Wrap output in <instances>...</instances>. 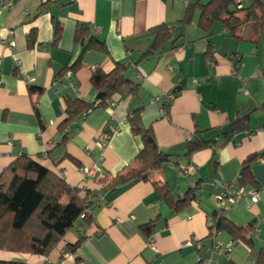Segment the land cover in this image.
<instances>
[{
    "label": "crops",
    "instance_id": "0c3cea01",
    "mask_svg": "<svg viewBox=\"0 0 264 264\" xmlns=\"http://www.w3.org/2000/svg\"><path fill=\"white\" fill-rule=\"evenodd\" d=\"M52 1L14 0L0 12V172L20 155L41 154L39 161L65 178L70 194L75 189L94 200L93 222L78 219L48 256L0 250V259L32 264H257L255 255L264 248V162L258 159L264 155V28L257 40L250 30L246 32L252 39H238L215 21L204 38L195 6L177 47L168 43L140 58L153 39L149 28L175 24L195 0ZM80 26L87 28L83 41L75 39ZM32 29L36 36L29 46ZM91 34L102 46L84 47ZM208 40L214 52L209 56ZM230 53L238 56L235 68ZM117 62L127 64L126 76L139 84L136 95L116 91L105 104L59 131L66 98L94 101V74L99 83ZM64 67L70 68L69 77L67 71L59 74ZM165 101L170 105L167 114ZM140 107L141 128L152 130L174 163L153 169L148 180L111 189L118 171L136 166L133 158L142 140L131 132L128 117ZM243 115L248 128L225 142L219 129ZM197 130L210 144L185 156L183 145ZM251 154H258L250 165L254 183L243 186L242 201L223 217L238 226H254L258 214L261 231L247 234L251 244L238 241L228 253L215 252L209 225L217 195L223 182L237 186L242 162ZM179 161L188 165V172L178 168ZM153 181L165 185L174 201L198 181V199L174 208L159 197ZM253 186L259 191L254 203L248 193ZM147 223L149 231L142 228ZM80 235L76 250L62 255L65 244ZM220 238L234 239L223 229Z\"/></svg>",
    "mask_w": 264,
    "mask_h": 264
},
{
    "label": "trees",
    "instance_id": "16d2710c",
    "mask_svg": "<svg viewBox=\"0 0 264 264\" xmlns=\"http://www.w3.org/2000/svg\"><path fill=\"white\" fill-rule=\"evenodd\" d=\"M59 0H53L57 3ZM195 6L200 8L197 20L198 27L204 32V38H209L210 29L215 21L220 22L238 39H258L260 31L264 28V0H244L242 7H238L233 0H195L187 6L185 14L181 20L175 24L160 23L151 28L148 32L153 35V39L148 48L141 54L140 58L154 55L163 50L168 43L171 48L178 46V40L183 36V29L192 21V13ZM238 14H242L239 17ZM85 26L76 29L75 39L83 41L86 35ZM180 29L182 31H177ZM247 30L252 32V37L247 35ZM58 25L55 26V39L58 38ZM36 30L32 29L28 34V45L32 46L35 40ZM102 44L89 35L84 42V47ZM206 54L213 55L211 42L208 40ZM232 59V64L238 66V56ZM75 64L73 68L76 66ZM69 67H64L59 74L68 71ZM128 66L125 63L117 62L115 66L104 74L102 80L95 82L96 93L94 101L87 102L80 98H66L65 118L59 123L58 129L63 132L74 120L94 108L105 104L111 94L116 91H123L136 95L139 84L130 80L126 76ZM41 91L31 87L30 91ZM175 92V91H173ZM176 93V92H175ZM166 114L169 112V101L163 102ZM137 108L128 117L131 132L139 135L142 146L135 154L133 161L135 167H125L118 171L111 179L110 188L134 182L138 179L148 180V174L153 169L161 167L165 163H174L172 155L162 151L156 143L154 134L150 128L142 129L140 124V111ZM264 110V103L260 105ZM248 128V116L243 115L235 118L228 126L221 127L219 133L224 141H228L236 133ZM65 140V137H64ZM210 142L202 136V132L195 131L192 137L184 145V155L191 156L194 152L208 147ZM46 152L45 154H47ZM41 156L20 155L0 172V250L14 253H28L33 255L48 256L62 241L65 233L72 228L74 223L81 219L82 222L90 224L93 222L92 216L80 218V214L89 206L92 207L94 200L80 196L75 189L70 194L67 201H63V196L70 190L69 184L62 175L57 174L52 169L46 167L39 161ZM258 154L247 156L241 166L237 186H246L254 183L251 179L250 165ZM215 157V155H214ZM177 163V162H176ZM184 164V163H182ZM187 165V164H184ZM198 184L199 182L196 181ZM154 189L160 198L171 203L174 208H179L193 200L192 188L176 201L169 194L165 185H159L153 181ZM251 188H256L253 186ZM218 226L234 239L242 243L252 242L247 234L253 233V224L238 226L232 221L222 217ZM144 230L151 229L150 223L142 225ZM83 235L78 240L69 244L66 243V250L71 253L79 246ZM257 264H264V248L257 251L255 255ZM0 264H32L24 259H0ZM40 264H48L42 262ZM59 264V263H56Z\"/></svg>",
    "mask_w": 264,
    "mask_h": 264
},
{
    "label": "built area",
    "instance_id": "2783aa9c",
    "mask_svg": "<svg viewBox=\"0 0 264 264\" xmlns=\"http://www.w3.org/2000/svg\"><path fill=\"white\" fill-rule=\"evenodd\" d=\"M234 3L238 6V7H242L244 0H233ZM14 3V0H0V12L5 9V8H10ZM2 43H6L8 46L10 47H14L15 42L14 41H6V40H2ZM228 57L230 59H234L236 57V55L230 53L228 55ZM208 64L212 65V62H208ZM66 76L69 77L71 75L70 71H67ZM231 74L233 76H236V71L234 68L231 69ZM89 111V110H88ZM84 112L81 117H84L86 115V113L88 112ZM98 145L100 147H102L101 142L98 143ZM261 162H264V155H260L258 158ZM178 168L183 171V172H188L189 171V167L188 165H184L182 164V162H178L177 163ZM191 188H192V195H193V201H196L198 199L199 196V186L197 185L196 182H192L191 183ZM245 193V188L243 186H236L231 182H223L222 186H221V191L220 193L217 195V208L215 209L213 218L210 222L209 225V234L210 236L213 238V243H212V250L215 252H224V253H228L233 245L238 242L236 239H228V240H223L220 238V235L222 233V229L218 226L220 219L223 217L224 213L229 211L230 208L232 207V205H234L235 203H238L240 201H242V198L244 196ZM251 202H256L258 199V194L259 191L256 188H250L248 190ZM92 216V207L87 206L84 211L79 215L80 218H83L85 216ZM261 218L260 216L257 214L256 218H255V223L253 226V235L257 236L259 235L260 231H261ZM152 245V243H151ZM70 252L67 250H62V255H69ZM155 264H160V263H155Z\"/></svg>",
    "mask_w": 264,
    "mask_h": 264
},
{
    "label": "rangeland",
    "instance_id": "374dc122",
    "mask_svg": "<svg viewBox=\"0 0 264 264\" xmlns=\"http://www.w3.org/2000/svg\"><path fill=\"white\" fill-rule=\"evenodd\" d=\"M69 194H70V191H68L65 195H64V197H63V201H66L67 199H68V197H69Z\"/></svg>",
    "mask_w": 264,
    "mask_h": 264
},
{
    "label": "water",
    "instance_id": "95a60500",
    "mask_svg": "<svg viewBox=\"0 0 264 264\" xmlns=\"http://www.w3.org/2000/svg\"><path fill=\"white\" fill-rule=\"evenodd\" d=\"M184 82H185V80H183V81L181 82V84L175 88V90H178V89H180V88H181V86L184 84ZM175 90H174V91H175Z\"/></svg>",
    "mask_w": 264,
    "mask_h": 264
}]
</instances>
